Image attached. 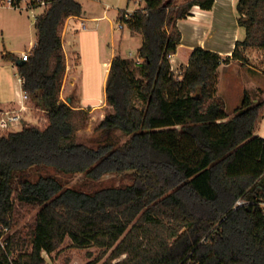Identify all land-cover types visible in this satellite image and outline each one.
I'll list each match as a JSON object with an SVG mask.
<instances>
[{
	"label": "trees",
	"instance_id": "16d2710c",
	"mask_svg": "<svg viewBox=\"0 0 264 264\" xmlns=\"http://www.w3.org/2000/svg\"><path fill=\"white\" fill-rule=\"evenodd\" d=\"M176 1L142 0L126 20L119 12L117 21L142 35V63L112 59L105 90L113 111L96 127L105 138L97 147L78 141L87 112L60 99L62 32L83 6L53 0L37 17V44L18 75L47 123L0 136V225H12L16 201L39 211L28 237L0 246V264H45L43 253L67 237L103 252L90 264L107 254L101 264H264V139L255 135L264 102L246 91L229 118L216 98L220 66L245 64L247 49H264V0L237 1L245 38L231 57L196 48L181 76L171 63L182 41L177 23L194 6L213 9L215 0ZM33 169L95 182L118 175L130 184L84 191L50 173L32 180Z\"/></svg>",
	"mask_w": 264,
	"mask_h": 264
},
{
	"label": "rangeland",
	"instance_id": "374dc122",
	"mask_svg": "<svg viewBox=\"0 0 264 264\" xmlns=\"http://www.w3.org/2000/svg\"><path fill=\"white\" fill-rule=\"evenodd\" d=\"M83 1L87 9L94 12L90 15L100 17L106 15V17L94 22L88 19L86 30L83 29L81 19L74 21V25L79 30L75 34L74 42L72 40V44L67 42L68 57L64 51L67 70L62 83L60 99L74 108L87 112V124L78 132V141L97 147L105 138L102 137L100 131L96 130V127L106 115L113 111L112 106L107 102L105 90L110 57L121 55L129 58L136 65L142 63L139 56V50L143 44L142 35L133 33L130 41H124L117 17L122 10L141 9L143 3L142 0H103V3L94 0ZM106 9L107 14H105ZM44 10L43 8H0V103L2 104L21 102L20 96L24 95L21 92L22 86L18 82L16 63L6 60L3 52L21 56L23 50L32 47L31 42L36 43L35 22ZM64 30L65 26L62 37ZM124 31L128 32L127 28ZM244 38L245 33L242 34V39ZM247 50L245 64L233 66L229 69L230 73L221 72L222 77L217 95L229 118H232L235 111L242 106L246 91L249 92L254 103L264 102V49L249 48ZM185 70L186 67L180 65L175 66L173 72L176 76H181ZM28 105L30 110L27 114V121H23L16 130H21L27 125L44 127L47 123L46 114L32 99ZM257 127H260L259 131L263 134L264 111L261 113ZM0 135L4 134L0 133ZM49 173L60 179L64 186L84 191L130 184L128 179L118 175H106L100 181L95 182L85 175H68L51 169L44 171L33 169L30 172V179L37 180L41 175ZM38 211L39 209L32 205L20 204L16 201L12 225H3L6 230L2 229V231L0 227V246L6 249L8 239L16 235L28 237L30 230L34 227ZM18 253H14L12 258H17ZM102 254L103 252L95 246H76L67 237L57 251L52 254L44 252L43 256L47 264H90ZM108 257L109 254L105 255L99 264L106 261Z\"/></svg>",
	"mask_w": 264,
	"mask_h": 264
},
{
	"label": "crops",
	"instance_id": "0c3cea01",
	"mask_svg": "<svg viewBox=\"0 0 264 264\" xmlns=\"http://www.w3.org/2000/svg\"><path fill=\"white\" fill-rule=\"evenodd\" d=\"M77 1L80 2L83 6V14L81 16H71L66 21L64 35H63V47H64V51L67 54V57H68L67 42L69 44H72V41L74 42L75 40L74 39L75 34L79 30L78 27L74 25V21L76 22L81 19L83 24L84 23L86 24L88 19L94 22L96 19L101 20L106 17V15L103 17L90 15L93 14L94 12L87 9V6L85 5L84 1L83 0H77ZM94 1L103 3V0H94ZM189 1L191 0H177L176 5L180 6L186 4ZM237 1L238 0H215V5L211 10H203L199 6H194L188 17L178 21L177 25L182 34V41L177 49V53L171 58L172 69H175V66H180V65H183L187 68L192 52L199 47L218 53L223 58L232 56V53L236 46V42L238 40H243L242 34L245 33V30L241 28L238 24L239 13L237 12L236 9ZM5 7H11V6L8 5L6 0H0V8H5ZM107 9L105 10V14H107L108 12ZM124 29L122 30V39L124 41H130L133 38V33L128 29H127L128 32H125ZM30 44L32 46L33 43L31 42ZM35 44H37V39L34 45ZM25 51L27 50H23L22 53ZM8 53L11 52H7V53L3 52V57L5 58V55ZM21 56H18L19 59H21ZM114 57H115L114 55L110 57V62L108 63L109 68L111 65V61ZM235 65L237 66L243 65V63L239 60L231 59L230 63L222 64L220 66L218 70L217 94L219 92V84L222 77L221 72L230 73L229 69H231ZM16 68L18 73L17 64H16ZM109 68H108V73H109ZM68 70H69V66H68ZM108 73L106 75V80ZM21 92L24 93L22 87H21ZM20 97H21V102H8L6 104L1 103V105L6 109H17L20 107L22 103L28 105L30 100H24L23 95ZM216 98L218 99V95H216ZM28 112L29 110L23 113L24 116L23 121H27ZM259 130L260 127H257L255 135L264 138V133L261 134Z\"/></svg>",
	"mask_w": 264,
	"mask_h": 264
},
{
	"label": "built area",
	"instance_id": "2783aa9c",
	"mask_svg": "<svg viewBox=\"0 0 264 264\" xmlns=\"http://www.w3.org/2000/svg\"><path fill=\"white\" fill-rule=\"evenodd\" d=\"M9 6L14 9H31V8H43L47 9L52 4L53 0H6ZM135 11V10H134ZM133 10H126L125 14H123L124 20L129 19L131 15L134 13ZM98 20V19H96ZM119 23V29L122 31L124 29V23ZM83 29H87L86 24H83ZM36 47V44H32V47L29 48L27 51L22 53L21 59L24 61L28 60L30 55L32 54L33 49ZM24 78L18 76V82L21 86L24 84ZM24 100H30L28 94L24 92L23 95ZM27 110H30L29 105L22 103L19 108L17 109H6L0 103V133L7 134L9 132L17 131L16 128L22 125L24 120L23 113ZM2 136V135H0ZM264 139V138H263ZM247 204L245 200H239L237 202V206H243ZM1 231L2 229L6 230L3 225H0ZM47 264V262L45 263Z\"/></svg>",
	"mask_w": 264,
	"mask_h": 264
},
{
	"label": "water",
	"instance_id": "95a60500",
	"mask_svg": "<svg viewBox=\"0 0 264 264\" xmlns=\"http://www.w3.org/2000/svg\"><path fill=\"white\" fill-rule=\"evenodd\" d=\"M25 61L23 60V59H19L18 61H17V66H20V65H22L23 63H24Z\"/></svg>",
	"mask_w": 264,
	"mask_h": 264
}]
</instances>
